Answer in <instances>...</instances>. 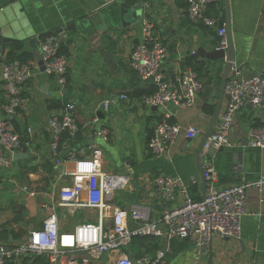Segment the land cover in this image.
<instances>
[{
	"label": "crops",
	"instance_id": "1",
	"mask_svg": "<svg viewBox=\"0 0 264 264\" xmlns=\"http://www.w3.org/2000/svg\"><path fill=\"white\" fill-rule=\"evenodd\" d=\"M148 2L147 17L154 25V35L168 49L162 69L166 79L172 84L178 83L184 72L195 71L196 63L203 65L199 78L204 88L191 107L168 104L164 108L142 101V96L153 93L156 87L141 79L130 64L134 46L145 37L144 9L134 23L132 9L137 0H0V34L6 45L3 53L0 43V119L8 118L3 109L7 92L2 68L8 60L10 42L20 43L24 51L34 56L29 62L35 69L33 79L22 88V107L12 118L25 143L23 149H28V157L15 160L10 169L0 172V227L22 230L23 236L15 239L10 235L7 241L1 242L22 243L30 229L41 228L43 216L47 218L53 211L63 230H73L86 221L98 222V209L69 208L58 202L62 187L83 182L95 169L128 180L124 187L117 189L126 191L125 199L119 200L115 191V200L107 202L106 211L110 215L116 207L130 211L134 205H146L156 219L166 209L180 205L183 198L180 188L169 202L162 201L154 184L159 174L179 177L193 197L203 198L196 152L218 104L221 103V113L212 131L218 129L229 99L221 100L220 96L224 60H201L192 46L198 45L207 51L218 49V29L202 21H192L187 12L188 0ZM206 12L218 22L221 17L225 19L234 63L248 76L264 74V0H228L227 4L220 0ZM70 23H75L77 29L67 30L62 39L69 47L70 67L67 86L61 90L55 78L41 70L33 45L37 44L39 49L40 37L56 34L59 27ZM47 84L48 92H43L42 87ZM121 93H127L130 101L108 111L103 108L106 99ZM71 103L75 105L82 131L77 140L68 130L64 131L59 152L64 145L71 150L90 143L87 135L90 123L98 128L108 127L111 137L108 141L97 138V150L88 158L58 163L60 156L55 153L49 119ZM166 113L171 114L170 120L180 124L183 131L163 155L156 156L151 153L149 141L155 125ZM263 123L264 108L246 106L239 111L231 145L215 152L221 187L264 177V149L252 147L249 139L250 128ZM189 126L199 127L203 134L195 140L188 139L185 129ZM24 185L50 195L32 197L22 190ZM48 202L53 207L44 208L43 204ZM248 208L241 238L215 233L206 254L199 259H196L193 239H174L168 243L165 237L148 236L142 240L132 236L122 247L103 254L96 264H114L122 254L136 258L160 250L166 251L169 264H264V196L256 188L248 191ZM136 225L129 220L130 228ZM24 261L32 264L34 259H17L15 264Z\"/></svg>",
	"mask_w": 264,
	"mask_h": 264
},
{
	"label": "built area",
	"instance_id": "2",
	"mask_svg": "<svg viewBox=\"0 0 264 264\" xmlns=\"http://www.w3.org/2000/svg\"><path fill=\"white\" fill-rule=\"evenodd\" d=\"M144 1V40L134 46L130 64L137 75L155 85V91L142 96L145 104L156 107H167L174 104L179 108H188L196 103L204 84L194 70L184 72L178 83H170L163 73V63L168 49L166 44L155 37L154 25L147 17L150 7ZM220 0H188V16L194 21H202L208 27H217L220 37L219 49L230 48V37L226 26L219 27L218 19L207 14L210 5ZM62 39L57 34H47L39 39V51L44 62L46 73L55 78L61 90L68 83L70 56L61 52ZM35 69L30 62L20 59L6 60L2 68V77L7 92V100L3 105L8 118L0 119V172L10 169L15 160L14 154L22 151L25 143L16 131L12 118L22 107V88L33 79ZM229 95V103L219 119V127L207 137L201 152V167L206 181V195L195 199L182 180L177 176L159 174L154 179L160 198L169 202L180 188L182 203L168 208L154 219L151 208L146 205H134L130 211L116 207L110 215L107 202L115 191L124 187L126 178L120 175L104 174L99 169L93 170L87 179L79 184L65 186L60 189L58 202L69 208L88 207L98 209V222L86 221L78 224L73 230H63L57 214L53 211L45 219L41 228L31 230L25 241L11 245L0 242V264H15L17 259L44 257L46 264H96L103 254L117 250L128 243L132 236L165 237L168 243L174 239H193L196 259L206 254L215 233L226 238H241L243 218L249 213L248 191L256 188L264 196V177L256 181H241L229 186L219 185L220 177L216 166L215 152L231 145V134L239 111L246 107L264 108V74L246 75L242 68L233 62L225 88ZM127 93L114 94L106 99L102 106L110 110L121 102L130 101ZM171 114L166 113L154 129L149 141L151 153L163 155L170 145L182 133L180 124L171 121ZM96 122V119L94 120ZM54 147L58 163L88 158L96 152V139L108 141L111 131L108 127H95L89 124L88 138L90 143L83 147L68 149L64 145L62 151V133L69 131L77 140L82 126L77 120L74 103L54 113L49 119ZM29 132L31 130L29 129ZM188 139L199 138L203 131L199 127L189 126L185 129ZM250 145L264 149V123L252 126L249 130ZM22 190L32 197L50 192H40L28 185ZM50 208L51 203H44ZM53 207V206H52ZM111 219V222L107 221ZM136 222L135 228L129 227V220ZM1 226V221H0ZM114 264H169L164 250L154 254H142L132 258L122 254L116 257Z\"/></svg>",
	"mask_w": 264,
	"mask_h": 264
},
{
	"label": "water",
	"instance_id": "3",
	"mask_svg": "<svg viewBox=\"0 0 264 264\" xmlns=\"http://www.w3.org/2000/svg\"><path fill=\"white\" fill-rule=\"evenodd\" d=\"M225 1L227 4L228 0H225ZM143 9H144V1L143 0H137V4H136L135 8L132 9L133 18L135 20L134 23L137 22V18L141 15ZM125 12H127V10ZM221 15L223 16V13ZM83 23L85 24V22H83ZM218 25H219V27L226 26L225 25V19L223 17H221V19L219 20ZM76 29H77V25L75 23H70V24L63 25V26L59 27L55 33L57 35H59L61 39H63L65 36V32L67 30H76ZM0 43H1L2 48H3V53H5L6 52V45L2 39L1 34H0ZM33 47L35 49V54H36V58L38 60L39 66L41 67V70L44 72L45 66H44V62L42 60V56L40 54V51L37 47V44L33 45ZM192 47L195 50V52L200 56L201 60L209 59L210 61H213V62L218 61V60H222V59L224 60V68H223V74H222L221 85H220V96H221V100L225 97L229 99V95L226 93L225 88H226L227 81H228V78L230 75L232 64L234 62V55L232 54L231 46L228 50L218 48V49H215L212 51H207L203 47H198V45H194ZM0 61H1V59H0ZM48 89H49L48 84L44 85L42 87L43 92H48ZM220 113H221V103L218 104L216 111L211 116L209 127L204 132L203 138H202L200 145H199L197 152H196L197 165H198L199 170L202 173V183L201 184H202V190H203V198L206 195V187L207 186H206V181L204 179L202 167H201V152H202V149H203V146H204V143H205L207 137L212 132L213 127L219 118ZM222 148H224V147H222ZM27 150H28L27 147H25L22 151L16 152L14 154V160H19V159L28 157ZM41 198H43V197H41ZM111 200L114 201L115 197L112 196ZM43 219H46V216H43ZM30 230H35V227H33Z\"/></svg>",
	"mask_w": 264,
	"mask_h": 264
},
{
	"label": "trees",
	"instance_id": "4",
	"mask_svg": "<svg viewBox=\"0 0 264 264\" xmlns=\"http://www.w3.org/2000/svg\"><path fill=\"white\" fill-rule=\"evenodd\" d=\"M9 46H10V50L6 53L8 60L20 59L22 61L29 62V60L34 57L31 53L24 51L23 45H21L18 42H10ZM61 52L69 54V47L67 45H65L63 40H62ZM190 63H192V62L190 61ZM202 68H203V65L201 66L199 63H196L194 65V69L197 72L198 76L201 73ZM59 107H61V106L59 105ZM194 198L198 199L199 197H196L194 195ZM16 221H18V219H16ZM10 235H12L15 239H19L23 236V232H22V230L9 231L7 229H2V227H0V242L1 241H7L10 238ZM136 238L146 240V239H148V236H135L134 239H136ZM31 259H34L32 264H46L47 263V260L44 257H30L29 260H31ZM23 264H28V262L24 261Z\"/></svg>",
	"mask_w": 264,
	"mask_h": 264
},
{
	"label": "rangeland",
	"instance_id": "5",
	"mask_svg": "<svg viewBox=\"0 0 264 264\" xmlns=\"http://www.w3.org/2000/svg\"><path fill=\"white\" fill-rule=\"evenodd\" d=\"M116 191H117V196H118L119 200L125 199V195L127 194L125 190L124 191L123 190H119V191L116 190Z\"/></svg>",
	"mask_w": 264,
	"mask_h": 264
}]
</instances>
